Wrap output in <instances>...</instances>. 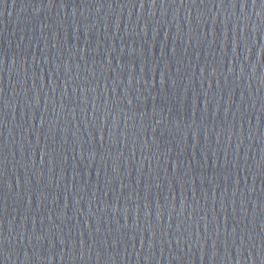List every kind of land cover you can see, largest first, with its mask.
I'll return each mask as SVG.
<instances>
[{"label": "water", "instance_id": "water-1", "mask_svg": "<svg viewBox=\"0 0 264 264\" xmlns=\"http://www.w3.org/2000/svg\"><path fill=\"white\" fill-rule=\"evenodd\" d=\"M0 264H264V0H0Z\"/></svg>", "mask_w": 264, "mask_h": 264}]
</instances>
